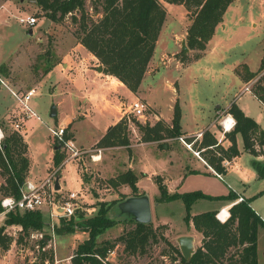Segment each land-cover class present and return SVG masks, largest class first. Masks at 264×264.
Returning a JSON list of instances; mask_svg holds the SVG:
<instances>
[{"label": "rangeland", "instance_id": "1", "mask_svg": "<svg viewBox=\"0 0 264 264\" xmlns=\"http://www.w3.org/2000/svg\"><path fill=\"white\" fill-rule=\"evenodd\" d=\"M243 1L238 0L236 3L234 2V5L239 6V8H237L233 21L229 23L226 34L227 38H225V43L222 45L223 48L217 45L218 47L216 46V49H219V52L207 54L208 56L203 59L201 64L194 65L186 72V75L185 73L181 74L182 71L178 75L183 78L181 80V87L183 88L181 96L188 102L186 104L188 106L186 107L187 115L185 117L187 127L195 126L198 123V128H204L203 126H206L210 122L214 111H216L214 107L219 104L226 106L229 100H231L229 96L230 92L227 91L228 79L231 76L224 71L220 61L221 57L219 58L217 55H222L229 63L241 62L247 58L246 60L251 67L255 68L257 65L260 66L259 59L264 53V35L260 31L255 30L250 22L254 8L252 7L253 4L251 3L250 7L248 5L242 6ZM3 2H5L7 7L4 9L5 11L1 12L0 16H3V13H7L11 19L5 26L0 27V58L7 59L10 57L8 62L4 63L3 66L4 72L8 74L9 80L12 81L11 86L21 90L30 87L37 88V93L33 96L31 105L38 112L41 120L37 118L27 119L26 138L30 145L35 173L44 176L52 164L51 151L53 146H60L48 126H59V123L56 121L57 117L62 122L67 117L72 116L74 114L75 103L73 104L74 100L72 98L67 100L63 99L60 102V98L54 97L51 92L56 85L51 86L52 84H49V91L43 82H45L44 80L48 69L59 62L58 52L61 47L67 50L75 41H79L76 34L78 24L73 22L72 16L68 14L61 21L56 22L50 20L51 23L49 26L44 28L42 24L40 25V22L47 18L41 8L36 4V1L0 0V7ZM256 2L260 4L261 2L264 3V0H256ZM163 4L169 15H166L165 22L162 26L164 28H162V33L164 34L159 45L164 48L169 37L172 34L174 36L178 34L179 37L176 38L179 43L177 44L178 53L176 56L179 59H183V55H189V52L182 53L180 43L181 34H184L191 19L184 5L170 3L171 6H169L164 1ZM92 6V0H87V11L93 13L94 18H98L99 16L93 12ZM179 6H182L181 10ZM27 15H34L39 20L37 26L33 28L32 34L23 27L24 25L18 19L19 16L24 17ZM171 46L172 43L170 44ZM197 51L200 54L204 52L201 50ZM196 53L194 52L191 55H196ZM79 56L81 57L80 54L75 55V58ZM75 58L73 57V60ZM11 61L14 65L10 64ZM161 66H163V62L160 64L155 63L154 73ZM243 68L238 66L236 72H244L245 74ZM168 73L170 74V72ZM173 77L171 86L176 94L179 90V78L176 74ZM58 79L61 80L60 77ZM256 83H264V70L254 78H251L248 85L253 88ZM138 91L139 89L133 92L135 94L132 96L124 98L127 109L130 103L136 99H141L148 105L145 113L146 118H138L130 109L124 115L129 123L128 136L131 144L130 147H122L112 151L103 148L100 151L98 147H93L89 152L84 153L81 159L71 160L64 164L65 168L63 172L67 176L66 186L68 189L64 188L59 192H53V188L51 187L49 192L52 193V199H59L73 190H79L76 191L79 197L76 201L75 214L62 218H50L48 216L49 206L45 205L41 209V212L47 215L45 225L42 229L32 232L30 235H25L22 240H20L21 235H23L20 225L14 224L10 225V227L7 226L5 230L6 234L12 237L13 241L9 249L4 250L1 248V260H4L7 264L8 262L10 264H72V257L77 246L88 236V233L84 232L81 226L85 222V219L94 217L99 213L100 209H105L107 215L117 222V224L104 230L97 237V241L100 242L104 239L115 240L124 230L135 226L134 217L130 214L122 213L119 208V203L133 196V194L148 193L151 196L152 204L151 223L154 225L156 232L160 235L163 234L167 241L160 239L159 242L152 243L148 252L144 255L128 254L124 250V245L118 243L113 251L110 252L108 259L112 264H171V259L175 255L172 247H179L178 238L181 235H194L195 249L202 245L203 235L196 230L193 222H186L185 216L187 215V210L181 199L168 202L158 200L161 195L158 185L155 182L157 174H161L164 177V182L170 194L203 190L204 192L229 195L231 191H234L250 197L264 190V177H257V171L253 165L254 160L259 159L245 150L241 154V159L238 162L239 169L229 171L222 178L215 176H188L183 185H181L185 172L184 166H181L177 162L170 165L166 160L157 159L155 156L156 154L161 155V153L165 152L162 143H166V141L149 143L141 141V132L136 121L143 124L149 122L154 125L159 121L157 118L159 112ZM170 95L169 92H164L163 90L153 92L154 100L161 102L163 109L166 111L172 98ZM54 102H59V115L57 117H51L50 115L51 109L55 104ZM177 102L179 104V99H177ZM242 102L259 114L258 118L264 125V107L259 108L257 100L249 93L244 95ZM199 112H201L200 117L196 114ZM226 112L227 109L219 112L221 122L229 115ZM77 117L80 118L82 115L79 114ZM98 119L99 116L96 115L93 118L90 117L74 122L73 126L77 137V143L75 144L79 148H81L80 144L90 148L100 139L101 129ZM13 123V116L10 118H0V127L6 136L12 132H17ZM221 129L224 131L222 125ZM21 135L24 138L23 133ZM202 138L198 140L199 143ZM177 139L182 142L179 137ZM175 141L177 140H169L167 143L175 144ZM188 143L192 144V151H199V148H197L198 145H194L193 147L194 142ZM60 149L64 153L65 159L67 153L61 147ZM109 151L113 153L110 154ZM93 155H99L100 158L94 160ZM223 165L225 168L230 166L225 161H223ZM60 169L55 173V176H58ZM78 169L82 176V181L85 183L83 189L78 175ZM128 169H132L139 177L137 191H132L130 186L126 184L113 187L110 183L111 178L116 177ZM54 171L55 169L51 168L47 176ZM253 171H255V174ZM181 175H183L182 178H180ZM3 182L4 177L1 175L0 170V183ZM177 186H181L179 190L175 189ZM215 204H217V199H199L192 205L190 213L195 215L208 211ZM254 205L260 208L264 214V193L255 199ZM5 221L6 218L0 217V225H4ZM69 225L75 227L73 232L62 229ZM59 229L61 230L59 231Z\"/></svg>", "mask_w": 264, "mask_h": 264}, {"label": "trees", "instance_id": "2", "mask_svg": "<svg viewBox=\"0 0 264 264\" xmlns=\"http://www.w3.org/2000/svg\"><path fill=\"white\" fill-rule=\"evenodd\" d=\"M163 1L185 6L191 19L187 28V46L189 49L204 51L217 26L223 21L228 7L235 0H92L93 12L98 14V18H94L93 13L87 11V0H36V4L51 21H61L70 14L72 21L78 24L76 34L79 42L99 59L103 65V72L117 77L131 91L136 92L153 57L166 19L167 11ZM183 56L185 59L187 54ZM1 68L4 70V66ZM263 70L264 56L257 72H249L243 68L248 75L247 80L254 78ZM251 91L264 103V83L254 84ZM227 112L236 120L234 129L226 133L231 141L228 148L219 144L217 138L208 130L204 131L200 143L195 140L193 143L195 146L198 145L200 152L205 148L203 157L218 173L226 172L223 165L225 159L240 154L237 134L242 135L246 152L259 156L264 148V130L255 119L246 115L235 102ZM136 124L141 132L142 142H163L170 138H178L182 136L181 108L177 102L172 124H167L163 120L154 125L139 121H136ZM128 129L129 123L122 117L100 139L97 143L98 148L110 146L129 148L131 144ZM68 130L66 137L70 138L72 134ZM164 145L165 143H162V146ZM27 150V142L18 132L5 135L0 143V170L4 177V182L0 183V214L3 211L2 197L21 196V186L27 180L30 170ZM64 157L61 149L56 148L54 165L60 166ZM253 165L258 177L263 178L264 161L254 160ZM138 180V175L132 169H128L111 178L110 183L113 187L126 184L132 191H137ZM155 182L161 195L158 200L168 202L181 199L187 210L186 222H193L196 230L203 235L202 245L195 249L190 260L184 258L178 246L172 247L175 255L171 259V264H259L258 235L259 229L264 228V220L252 207V198H243L233 204L229 209L230 217L222 222L217 218L216 210L193 215L190 209L199 199L235 201L239 197L236 192L231 191L229 195L223 196H211L201 190L170 194L161 175H156ZM262 193L264 191L259 194ZM46 216L41 210L8 213L5 224L0 226V248L9 249L13 241V238L6 234L7 226L20 225L22 240L25 235L42 229ZM116 224L105 209H100L97 215L85 219L81 226L88 236L77 246L72 264H112L108 256L118 243L124 245V250L128 254L144 255L152 243L159 242L160 239L167 241L163 234L156 232L151 222L140 223L136 220L133 228L124 230L115 240L97 241V237L104 230ZM62 229L73 232L75 227L69 225Z\"/></svg>", "mask_w": 264, "mask_h": 264}, {"label": "crops", "instance_id": "3", "mask_svg": "<svg viewBox=\"0 0 264 264\" xmlns=\"http://www.w3.org/2000/svg\"><path fill=\"white\" fill-rule=\"evenodd\" d=\"M237 1L235 0L234 2L236 3ZM234 2L233 5L231 4L228 7L223 17V23L221 22V24L217 26L214 36L209 41V43L207 44V49L202 54L198 53L199 51L195 49H189L188 51L189 55H187L185 59H181V58L179 59L176 56V54L178 53L177 44L179 43V41H177L178 39L176 38L179 37L178 34L176 36L172 34V36L169 37V39L167 40L165 47L164 48L160 47L159 43L161 41L162 35L164 34L162 33V30L164 29L162 27L163 29L160 32L153 57L148 65V69L139 87L138 93L141 94L147 100V102L159 112V115L157 114V118L159 120L165 121L167 124H172L175 104L177 99H179L180 101L179 104L181 108L182 136H184V138L188 142H194V140L195 141L200 140L203 137L202 132L208 130L217 138L219 144H221L225 148H228L231 145V141L226 136V132L222 131L221 129V125L223 126V122H221L219 119V115H220L219 112H223L225 109L228 110V108L234 102L245 112L246 115L255 119L256 122L260 125V127L264 130V125L261 122V120L258 118L259 114H257V112H255L249 106L244 104L242 102V98L244 97L245 94L249 93L257 100L259 104L258 105L259 108L264 107V103L252 91L245 90L246 86L250 81L247 80L248 75L242 72H236V68L238 66L245 67V69H247L249 72H257L260 66L257 65V67L255 68L251 67L248 61L246 60L247 58L242 60L241 62L229 63L223 58L222 55H217V56L219 58L221 57L220 61L222 63V67L224 68V71L229 73L231 76V78L228 79L229 83H227V91L230 92L229 96L231 97L230 98L231 100H229L226 106H222L221 104H219L214 107L216 111H214L212 115V119H210V122H208L206 126H203L204 128H198L199 127L198 123L195 124V126L187 127L185 122V117L187 115L186 107L188 106L186 104L188 102L185 100V98L181 96L183 91V88L181 87V80L183 78L182 76L180 77L178 75H180L179 74L180 71H182L181 74L185 73L186 75V72H188L194 65L201 64L203 59L208 56L207 54L219 52L220 50L216 49L217 45H220V48H223L222 45L225 43V38H227L226 34H227V29L229 27V23L233 21L234 17L236 16L235 13L237 12V8H239V6L234 5ZM251 3L253 4L252 7L254 8L252 11V17L250 22L252 23V26L253 28H255V30L260 31L264 35V3L261 2L260 4H257L256 0H244L242 6L248 5L250 7ZM168 4L169 6H171L170 3ZM6 7L7 5L5 4V2H3L0 7V14L1 12L5 11L4 9ZM181 8L182 6H179L180 10ZM20 17L21 16H19L18 19ZM10 19L11 18L8 17L7 13H3V16H0V27L5 26L7 23H9ZM44 21L45 20L40 22V25L42 24L43 26ZM190 23L191 22H189V24ZM255 25L256 27H254ZM23 27L26 30H28L30 34L33 33V29L29 28L26 25H24ZM187 28L188 27H186L184 34L183 33L181 34L182 35L180 42L181 48L184 40H186L187 43ZM171 43L172 46L170 47ZM194 52H197L196 55H191L194 54ZM169 53L172 55H170ZM79 54L81 55V57L79 56L75 58V55H79ZM58 55L60 58L59 62H57L47 72L44 80L45 82H43V84L46 85L48 90H49V84L50 85L52 84L51 86L56 85L53 91H51L54 97L60 98V102H62L63 99L67 100L69 98H72V100H74L73 104L75 103V107H74V114L72 116L67 117L64 121L60 122L61 120H59L57 117V115H59V102H54L55 103L54 106L56 107V111H57L56 121L59 123V126L61 125L68 126L69 132L72 134V138L74 142L77 143L76 131L73 126L74 122L87 119L90 117L93 118L97 115L99 116L98 121L101 129V135H100V139H101L106 134L108 129L114 124H116L122 117H124L127 110L130 109V105L128 106V109L125 107L126 102L124 101V98H128L135 93H133V91H131L117 77L106 74L103 72V70L99 71V66L101 65L103 68V65L100 64L99 59L93 53L87 51V49L79 41H75V43L69 46L67 50L61 47V49L58 52ZM165 56L167 59L165 58ZM263 56L264 53L263 55H261L259 59L260 64ZM73 57L75 58V60H73ZM9 58L7 59L0 58V75L11 86L12 81L9 80L8 74L4 72V70L1 68L4 65V63L8 62ZM186 60L187 62H185ZM161 62H163V66H161L159 70L156 69L154 73V64L155 63L160 64ZM10 64L14 65L12 61L10 62ZM168 72H170V74ZM174 74H176L177 77L179 78V90L176 92V94L171 86V82L173 81L172 79L174 78L173 77ZM58 77H60L61 80H59ZM156 90L158 91L163 90L164 92L166 91L171 94L170 96L172 98L170 100V104L167 107V111L163 109L161 102H159L158 100L157 101L154 100L153 92H155ZM17 109H18V102L16 98L13 96V94L7 87L0 84V118H10L13 115V113L16 112ZM79 114L82 115V117L80 118L77 117ZM196 114H198L199 117L201 116V112ZM229 115L233 117L232 114L229 113ZM48 128L50 130L52 127L48 126ZM26 133L27 132H25L23 135L28 145L27 155L30 159V170L27 176V180L40 181L43 180L45 176L47 177V174L49 173L51 168L56 169L59 167V166L56 167L53 161L56 146H53L52 144L53 146V149L51 151L52 164L48 168L47 174L44 176L38 175L35 173L36 171L34 170V161L33 158L31 157L30 145L27 141ZM190 138H192L193 140L189 141L188 139ZM236 138H237V146L240 150V154L238 156L232 157L231 159L224 160V161L226 160L229 161L230 166L226 168L225 173H220L221 176H218L215 173L216 170L203 157V151L205 150V148L201 149L200 152L201 157H199L195 155L191 149H188L186 146H184V143L180 142L177 138H170L165 140L166 143L164 145V151H165L164 153H161V155H157V154L155 155L154 153L153 154L156 156L157 159L166 160L170 165L174 164V162H177L181 166H184L183 167L185 171L184 177L182 178L183 175L180 176V178H182L181 185H183L184 181L187 179L188 176H215L217 178H222L223 175L228 174L229 171L234 169H239L238 162L241 159V154L244 153L245 149H244V142L242 135L239 133L237 134ZM99 140L97 142H99ZM169 140H177V141H175V144L167 143ZM97 142L90 148H87L83 144H80V147L90 151L93 147H98ZM122 147L128 148L126 146H110V147H103V149L112 151L114 149H118ZM110 151L109 153L112 154L113 152ZM256 158L259 159V161H264V148L262 153L259 156H256ZM111 160L113 161V158ZM64 168L65 165L62 166L60 171L58 172V177H59L61 189L64 188L68 189L66 186L67 176L64 175L63 172ZM253 172L255 174V171ZM78 175L83 189L85 187V183L84 181H82L81 178L82 176L80 172L78 173ZM180 187L181 186H177V188L175 189L179 190ZM204 193L211 196H223V194H217L212 192H204ZM236 193L239 195V197L242 198H252L251 201L252 207L264 220V214L262 210L254 205L255 199L261 194L258 193L248 197L243 193H239V192ZM141 194H146L151 200V196L148 193H141ZM236 202H239V198H237L235 201L217 199V204H215L210 210L219 211L221 208H226L229 211L230 207ZM0 217L6 218L5 215H0ZM258 261L259 264H264V228L259 229ZM0 264H7V262H4V260L0 259ZM8 264H10V262H8Z\"/></svg>", "mask_w": 264, "mask_h": 264}, {"label": "built area", "instance_id": "4", "mask_svg": "<svg viewBox=\"0 0 264 264\" xmlns=\"http://www.w3.org/2000/svg\"><path fill=\"white\" fill-rule=\"evenodd\" d=\"M19 21L33 29L39 23V20L34 15H27L24 17H20ZM0 84L7 87L13 96L16 98L18 102V109L15 113H13L14 123L13 126L17 132L20 134H24L27 131L26 121L29 118H37L39 120L40 116L38 112L32 107L31 100L33 96L37 93L36 87H31L25 90L15 89L6 82V80L0 75ZM245 90L251 91L250 85H247ZM148 105L146 102L141 99H136L130 104V111L137 116L138 118H146V110ZM229 123V125H228ZM236 125L235 118L230 115L226 116L223 120L224 131H231ZM51 133L57 142L60 144V147L65 150L67 153V157L63 160L62 164L55 169L53 173L48 175L46 178L40 181H30L26 180L21 186V196L19 198H15L13 196H5L1 198V205L3 207V211L1 215H7L8 213H17L24 211H35L41 210L45 205L49 206V216L50 218H61L64 216H72L75 214L76 210V201L78 199V193L76 191L69 192L66 196L59 199H52V193L49 192V189L52 187V191L59 192L60 189H56V180L59 178L55 176V173L68 161L81 159L84 153L89 152V150L79 148L73 138H67V127L66 126H56L52 127ZM5 138V133L3 129L0 127V143ZM179 139L184 143V145L192 149V144L188 143L184 136H180ZM100 151L102 148H98ZM194 154L200 156V151H194ZM94 158V155H93ZM96 160V159H94ZM225 163H229V161H225ZM215 173L218 176H221L220 173ZM60 183V181H59ZM243 198L239 197V201ZM217 218L224 222L230 217V213L226 208H221L217 211Z\"/></svg>", "mask_w": 264, "mask_h": 264}, {"label": "water", "instance_id": "5", "mask_svg": "<svg viewBox=\"0 0 264 264\" xmlns=\"http://www.w3.org/2000/svg\"><path fill=\"white\" fill-rule=\"evenodd\" d=\"M49 23L50 20L46 19L43 23V27L47 28ZM182 50L184 52L189 51L186 40L182 43ZM102 70L103 68L100 65L99 71ZM50 115L51 117H55L57 115L55 106L52 107ZM56 148H60V146H56ZM55 188L60 189L59 178L56 180ZM119 208L122 213L132 215L137 222L150 223L152 220V204L150 198L146 194L134 195L126 198L119 203ZM178 243L184 258L186 260H190L195 252V236L191 234L181 235L178 238Z\"/></svg>", "mask_w": 264, "mask_h": 264}, {"label": "bare ground", "instance_id": "6", "mask_svg": "<svg viewBox=\"0 0 264 264\" xmlns=\"http://www.w3.org/2000/svg\"><path fill=\"white\" fill-rule=\"evenodd\" d=\"M228 125H229V123H228ZM97 157H98V158H97ZM94 158H95V159H99L100 156H99V155H94Z\"/></svg>", "mask_w": 264, "mask_h": 264}]
</instances>
